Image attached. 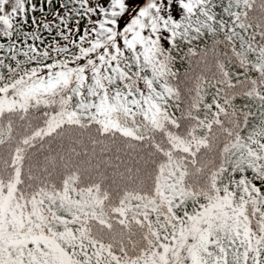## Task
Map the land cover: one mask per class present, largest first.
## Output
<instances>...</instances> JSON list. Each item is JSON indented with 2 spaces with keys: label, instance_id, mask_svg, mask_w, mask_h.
I'll return each instance as SVG.
<instances>
[{
  "label": "snow or ice",
  "instance_id": "obj_1",
  "mask_svg": "<svg viewBox=\"0 0 264 264\" xmlns=\"http://www.w3.org/2000/svg\"><path fill=\"white\" fill-rule=\"evenodd\" d=\"M0 0V264H264V0Z\"/></svg>",
  "mask_w": 264,
  "mask_h": 264
},
{
  "label": "flooded vegetation",
  "instance_id": "obj_2",
  "mask_svg": "<svg viewBox=\"0 0 264 264\" xmlns=\"http://www.w3.org/2000/svg\"><path fill=\"white\" fill-rule=\"evenodd\" d=\"M55 4L58 5V3H55V0H54V5H55ZM57 7H58V6H57Z\"/></svg>",
  "mask_w": 264,
  "mask_h": 264
},
{
  "label": "trees",
  "instance_id": "obj_3",
  "mask_svg": "<svg viewBox=\"0 0 264 264\" xmlns=\"http://www.w3.org/2000/svg\"><path fill=\"white\" fill-rule=\"evenodd\" d=\"M57 6H58V5L55 4V5H54V8L57 7Z\"/></svg>",
  "mask_w": 264,
  "mask_h": 264
}]
</instances>
